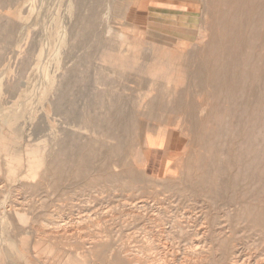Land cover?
<instances>
[{
  "label": "rangeland",
  "instance_id": "rangeland-1",
  "mask_svg": "<svg viewBox=\"0 0 264 264\" xmlns=\"http://www.w3.org/2000/svg\"><path fill=\"white\" fill-rule=\"evenodd\" d=\"M196 1L0 0V264H264V0Z\"/></svg>",
  "mask_w": 264,
  "mask_h": 264
},
{
  "label": "bare ground",
  "instance_id": "bare-ground-1",
  "mask_svg": "<svg viewBox=\"0 0 264 264\" xmlns=\"http://www.w3.org/2000/svg\"><path fill=\"white\" fill-rule=\"evenodd\" d=\"M226 1V0H225ZM241 1H243V3L244 4H246L245 3V0H241ZM260 1V0H259ZM262 2V1H261ZM222 3V2H221ZM225 3V2H224ZM225 5H226V3H225ZM221 8V7H220ZM245 9V8H244ZM222 10V9H221ZM226 18V17H225ZM224 19V18H223ZM30 21H32V20H30ZM30 21H29V23H30ZM222 21V20H221ZM220 21V22H221ZM230 23V22H229ZM29 26V25H28ZM220 26V25H219ZM217 27V26H216ZM213 30V29H212ZM224 30V29H223ZM222 30V31H223ZM219 32V31H218ZM217 32V33H218ZM221 33V32H220ZM222 34V33H221ZM214 41V40H213ZM209 45V47H210V44H208ZM220 48V47H219ZM221 51V50H220ZM194 68V67H193ZM195 69V68H194ZM197 70V69H196ZM35 97V95L32 93L31 95H28V93H24L21 97H20V100H19V108H17V109H14V110H9L8 111V116L6 117L7 119H6V122L5 123H10L11 122V118H10V116H9V113L11 114V113H18L19 115L21 114V112L23 111V110H25V107H26V105H28L32 100H33V98ZM253 98V97H252ZM257 101H259V100H257ZM213 103H214V101H213ZM259 103H260V101H259ZM11 105H12V103H11ZM32 105H33V103H32ZM149 106V105H148ZM216 106V105H215ZM210 113V112H209ZM4 115L6 114V113H3ZM264 116V114L260 111V110H258L257 112H256V114H255V119H256V121H258V122H260V120L262 119V117ZM254 119V118H253ZM249 120V119H248ZM251 120V119H250ZM249 120V121H250ZM49 121V120H48ZM211 121V120H210ZM217 121V120H216ZM247 121V120H246ZM253 121V120H252ZM255 121V120H254ZM248 122V121H247ZM14 123V122H13ZM216 123V122H215ZM213 124H214V122H213ZM240 124V123H239ZM238 124V125H239ZM212 125V124H211ZM251 125V124H250ZM257 125H258V123H257ZM256 125V126H257ZM33 126V125H32ZM208 126V125H207ZM254 126V125H253ZM255 126V127H256ZM243 127V126H242ZM246 127V126H245ZM249 127V126H248ZM252 127V126H251ZM211 129H213V127H210ZM232 128V127H231ZM261 128V127H260ZM264 128V127H263ZM30 129V128H29ZM233 129V128H232ZM246 129V128H245ZM204 130H206L205 128H204ZM203 130V131H204ZM207 130H208V128H207ZM215 130V129H214ZM213 130V131H214ZM233 131V130H232ZM205 133H207V132H205ZM213 133V132H212ZM242 134H243V131H237L236 133H235V135H234V137L232 138V139H227V163H226V165H227V169L228 170H231V168L233 167V165H234V163L236 162V157H235V146L236 147H242L243 145H242V142L240 141V140H237V139H239V137L240 136H242ZM264 134V133H263ZM106 135V134H105ZM211 135H213V134H211ZM257 135V134H256ZM209 136H210V134H209ZM211 137V136H210ZM208 139V138H207ZM244 140H245V138H244ZM243 140V141H244ZM246 140H248V139H246ZM245 140V141H246ZM23 141V140H22ZM213 141V140H212ZM207 142V141H206ZM214 142V141H213ZM77 143V142H76ZM126 143V142H125ZM214 143H212V145H213ZM216 144V143H215ZM26 145V144H25ZM117 145H118V143H117ZM206 145V144H205ZM63 147H62V151H63V149L65 148V145H62ZM70 147V144L69 145H66V148L67 147ZM246 146V145H245ZM205 148V147H204ZM242 148H244V147H242ZM260 148V147H259ZM239 149V148H238ZM237 149V150H238ZM251 149H252V145H251V143L249 142L248 144H247V146H246V149L245 150H248V151H250V153H251ZM216 150V149H215ZM214 150V151H215ZM236 150V151H237ZM243 150V149H242ZM264 150V149H263ZM61 151V152H62ZM79 151H81V148H79V146H77L76 147V151H74L75 152V154H74V156L76 157L78 154L77 153H79ZM91 151H92V148H91ZM120 151V150H119ZM239 151V150H238ZM31 152V150H28V156H30V153ZM66 152V151H65ZM255 152V151H254ZM249 153V154H250ZM66 154V153H65ZM59 155V154H58ZM243 154H240V157L242 156ZM260 155V154H259ZM87 156V155H86ZM90 156H91V154H90ZM245 156V155H244ZM255 156V155H254ZM261 156V155H260ZM60 157V156H59ZM211 157V156H210ZM250 157H252V156H250ZM256 157V156H255ZM257 157H258V153H257ZM197 158V157H196ZM254 157H252V159H253ZM259 158V157H258ZM71 159V158H70ZM199 159V158H198ZM213 159H214V157H213ZM212 159V160H213ZM246 159V158H245ZM254 159H256V158H254ZM65 160V159H64ZM63 160V161H64ZM216 159H214V161H215ZM251 160V159H250ZM249 160V161H250ZM195 161V160H194ZM196 161H198V160H196ZM213 161V162H214ZM67 162V161H66ZM204 162H205V160H204ZM212 162V161H211ZM210 162V163H211ZM251 162H252V160H251ZM260 162V161H259ZM71 163V162H70ZM199 163H200V161H199ZM208 162H206V164H207ZM254 163V162H253ZM50 164V163H49ZM63 164V162L61 163V165ZM191 164V163H190ZM201 164H202V162H201ZM256 164V163H255ZM258 164V163H257ZM51 165V164H50ZM188 165V164H187ZM203 165H204V163H203ZM250 165H251V163H250ZM66 166V165H65ZM78 166H79V172H84V170H85V168H86V166H87V160H84V161H82L81 162V165L80 164H78ZM184 166V165H183ZM190 166H192V165H190ZM196 166H197V163H196ZM255 166V165H254ZM205 166H203V168H204ZM252 167V166H251ZM259 167V166H258ZM187 167H185V169H186ZM196 168V167H195ZM202 168V167H201ZM211 168H213V167H211ZM55 169V168H54ZM184 169V168H183ZM209 169V168H208ZM207 169V170H208ZM244 169V168H243ZM30 170V169H29ZM33 170V169H32ZM206 170V171H207ZM252 170V169H251ZM253 170H255V169H253ZM28 171V170H27ZM54 171V170H53ZM190 171V170H189ZM199 171V170H198ZM210 171H211V169H210ZM209 171V172H210ZM237 171V170H236ZM243 171V170H242ZM246 171V170H245ZM208 172V171H207ZM208 172V174H209V176H211L210 174H211V172L209 173ZM251 172V171H250ZM36 173V172H35ZM75 173H77V172H75ZM186 173V172H185ZM203 173V172H202ZM206 173V172H205ZM213 173V172H212ZM226 173V172H225ZM254 173V172H253ZM251 174V173H250ZM255 174V173H254ZM262 174V173H261ZM22 175V174H21ZM33 175V174H32ZM62 175V174H61ZM76 175V174H75ZM74 175V176H75ZM193 175H195L194 174V172H193ZM213 175V174H212ZM236 175H237V173H236ZM235 175V176H236ZM247 175V174H246ZM255 175H257V174H255ZM260 175V174H259ZM29 176V175H28ZM34 176V175H33ZM189 176V175H188ZM263 176H264V174H263ZM262 176V177H263ZM59 177V176H58ZM238 177H239V174H238ZM258 177V176H257ZM29 178V177H28ZM33 178V177H32ZM245 178H246V176H245ZM261 178V177H260ZM34 179V178H33ZM203 179V178H202ZM209 179V178H208ZM210 179H211V177H210ZM215 179V178H214ZM251 179H252V176H251ZM259 179V178H258ZM126 180V179H125ZM132 180V179H131ZM136 180V179H135ZM198 180V179H197ZM205 180V179H204ZM247 180V179H246ZM245 180V181H246ZM260 180V179H259ZM112 181H113V179H112ZM142 181H143V179H142ZM205 181H207V180H205ZM215 181H216V179H215ZM236 181V180H235ZM114 182V181H113ZM121 182V181H120ZM123 182V181H122ZM141 182V181H140ZM213 182H214V180H213ZM233 182H234V179L232 180V178L229 176V178H228V184H226V188H227V190H228V192H230L232 189H233ZM256 182H258L257 180H256ZM116 183V182H115ZM126 183V182H125ZM129 183V182H128ZM138 183V182H137ZM200 184H201V181L199 182ZM207 183V182H206ZM210 183V185H211V182H209ZM216 183V182H215ZM264 183V182H263ZM121 184V183H120ZM130 184V183H129ZM214 184V183H213ZM253 184V183H252ZM126 185V184H125ZM198 185V184H197ZM206 185V184H205ZM203 186V187H206V186ZM218 185V184H217ZM236 185V184H235ZM249 186V185H248ZM217 187V186H216ZM214 188V187H213ZM220 188V187H219ZM236 188V187H235ZM234 188V189H235ZM238 188V187H237ZM264 188V187H263ZM217 189V188H216ZM2 190V189H1ZM211 190V189H210ZM215 191V190H214ZM248 191V190H247ZM225 192V191H224ZM214 193V192H213ZM219 193V192H218ZM226 194V193H225ZM253 195V194H252ZM206 196V195H205ZM212 196V195H211ZM254 196V195H253ZM250 197V196H249ZM212 198V197H211ZM235 200V199H234ZM6 199L4 200V201H2V203H1V205H0V207L1 208H4L5 207V204H6ZM136 203V202H135ZM227 204V203H226ZM132 205V204H131ZM228 205V204H227ZM246 206H247V204H245ZM144 206V205H143ZM153 206V205H152ZM251 206H253V205H251ZM140 207H142V206H140ZM146 207V206H145ZM154 208V207H153ZM15 209H17V208H15ZM243 210H245V208H242ZM1 210V209H0ZM131 210V209H130ZM140 210V209H139ZM146 210V209H145ZM143 211V210H142ZM241 212V210L239 209L238 210V213H239V215H241L240 214V212ZM107 212V211H106ZM110 212V211H109ZM108 213V212H107ZM111 213H112V211H111ZM238 213H237V215L236 216H238ZM132 214V213H131ZM159 214H160V212H159ZM248 214V215H247ZM247 214H246V210H245V215H247L248 216V218H249V220H250V225L249 226H251L254 230H256L257 231V233L259 232V236H260V233L262 234V236L264 235V210H261V211H253V210H250V209H248L247 210ZM88 215V214H87ZM181 215V214H180ZM114 216V215H113ZM233 216V215H232ZM235 216V217H236ZM23 218V217H22ZM229 218V217H228ZM232 218V217H231ZM51 219V218H50ZM108 220V219H107ZM239 220V219H238ZM73 221V220H72ZM61 222V221H60ZM77 222H79V221H77ZM118 222V221H117ZM240 222V221H239ZM238 222V223H239ZM65 223V222H64ZM236 223H237V221H236ZM79 224V223H78ZM240 224V223H239ZM248 224V223H247ZM62 225V224H61ZM60 225V226H61ZM65 225V224H64ZM238 225V224H237ZM43 226V225H42ZM228 226V225H227ZM62 227V226H61ZM230 227H231V225H230ZM52 229V228H51ZM56 229V228H55ZM63 229V228H62ZM61 230V229H60ZM156 230V229H155ZM231 230V229H230ZM50 232V231H49ZM80 232V231H79ZM63 235V234H62ZM67 235V234H66ZM69 235H70V233H69ZM89 235V234H88ZM42 236V235H41ZM86 237V236H85ZM263 238V237H262ZM153 239V238H152ZM151 239V240H152ZM145 240V239H144ZM162 243V242H161ZM160 243V244H161ZM1 245V244H0ZM162 247V246H161ZM194 247V246H193ZM144 249V248H143ZM196 249V248H195ZM218 249H220V248H218ZM188 250V249H187ZM191 251V250H190ZM130 252V251H129ZM193 252V251H192ZM126 254V253H125ZM139 254V253H138ZM223 254V253H222ZM185 259V258H184ZM156 260V259H155ZM163 260V259H162ZM151 261V260H150ZM158 261V260H157ZM193 261V260H192ZM238 261V260H237ZM156 263V262H155ZM163 263H165V261L163 262ZM171 263V262H170ZM262 263V262H261ZM160 264V263H159Z\"/></svg>",
  "mask_w": 264,
  "mask_h": 264
},
{
  "label": "crops",
  "instance_id": "crops-1",
  "mask_svg": "<svg viewBox=\"0 0 264 264\" xmlns=\"http://www.w3.org/2000/svg\"><path fill=\"white\" fill-rule=\"evenodd\" d=\"M197 4L196 0H129L127 5L128 16L136 22H143L153 12L165 10H189ZM133 20V21H134Z\"/></svg>",
  "mask_w": 264,
  "mask_h": 264
}]
</instances>
